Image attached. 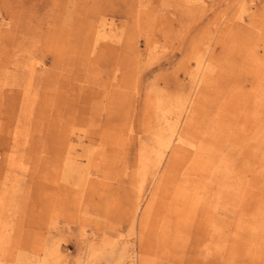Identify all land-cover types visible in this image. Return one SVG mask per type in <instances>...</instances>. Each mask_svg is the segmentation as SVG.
Here are the masks:
<instances>
[{"label":"rangeland","instance_id":"1","mask_svg":"<svg viewBox=\"0 0 264 264\" xmlns=\"http://www.w3.org/2000/svg\"><path fill=\"white\" fill-rule=\"evenodd\" d=\"M89 243L264 264V0H0V264Z\"/></svg>","mask_w":264,"mask_h":264},{"label":"bare ground","instance_id":"2","mask_svg":"<svg viewBox=\"0 0 264 264\" xmlns=\"http://www.w3.org/2000/svg\"><path fill=\"white\" fill-rule=\"evenodd\" d=\"M203 68V67H202ZM198 76V75H197ZM231 95V94H230ZM232 98H234V96H232ZM233 100V99H232ZM189 101V100H188ZM240 101V100H239ZM185 102V101H184ZM238 102V101H237ZM188 103V102H187ZM189 104V103H188ZM190 106V104H189ZM185 109V107H184ZM188 111V110H187ZM181 118V116H180ZM179 118V119H180ZM176 129V128H175ZM244 129V128H243ZM183 129H180V131H176V133L173 132L172 135H170L169 138V144L170 147L172 146L173 142L177 143V146L173 147L172 146V150H173V154L175 155L174 157L179 159H184V162L187 161L188 159H191L193 152H189L188 149H186L185 147H183L184 145V141L182 139V132ZM240 132V131H239ZM186 134V132H185ZM237 135V134H236ZM239 136V135H237ZM242 138V137H241ZM239 141V140H238ZM114 143V142H113ZM177 160V161H178ZM180 161V160H179ZM229 167V166H226ZM225 167V169H226ZM224 168V167H223ZM229 169V168H228ZM224 170V169H223ZM227 171V170H226ZM225 172V171H224ZM224 175V174H223ZM225 176V175H224ZM228 177V176H227ZM225 179V178H224ZM222 182H220L219 184H221ZM224 185V182H223ZM219 195V194H218ZM208 199V198H207ZM212 220V219H211ZM210 221V220H209ZM253 246V245H252ZM57 249V248H56ZM57 251V250H56ZM52 251L50 250L47 254H45L42 258V261L45 260L44 262H41L43 264H68V260L63 256H59L57 253L58 251ZM60 253V252H59ZM96 254V248L94 247V244L89 243L84 251L82 252L81 255H79V257L77 258V263L78 264H90V260L91 258L93 259V257Z\"/></svg>","mask_w":264,"mask_h":264}]
</instances>
